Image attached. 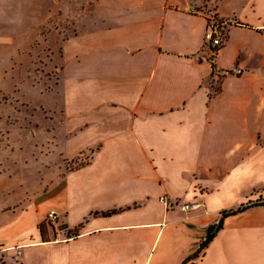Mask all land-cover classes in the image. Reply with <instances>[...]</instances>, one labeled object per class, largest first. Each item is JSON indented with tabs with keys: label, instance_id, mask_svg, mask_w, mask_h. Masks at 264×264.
I'll use <instances>...</instances> for the list:
<instances>
[{
	"label": "crops",
	"instance_id": "0c3cea01",
	"mask_svg": "<svg viewBox=\"0 0 264 264\" xmlns=\"http://www.w3.org/2000/svg\"><path fill=\"white\" fill-rule=\"evenodd\" d=\"M72 2L65 155L93 156L47 200L1 216L0 264H264V206L225 218L190 259L222 212L264 201V0ZM212 14L227 22L217 52Z\"/></svg>",
	"mask_w": 264,
	"mask_h": 264
},
{
	"label": "rangeland",
	"instance_id": "374dc122",
	"mask_svg": "<svg viewBox=\"0 0 264 264\" xmlns=\"http://www.w3.org/2000/svg\"><path fill=\"white\" fill-rule=\"evenodd\" d=\"M80 11L67 0H0V226L11 219L1 216L61 190L93 156L65 155L63 46L80 30Z\"/></svg>",
	"mask_w": 264,
	"mask_h": 264
},
{
	"label": "built area",
	"instance_id": "2783aa9c",
	"mask_svg": "<svg viewBox=\"0 0 264 264\" xmlns=\"http://www.w3.org/2000/svg\"><path fill=\"white\" fill-rule=\"evenodd\" d=\"M226 26H227L226 21L218 20L213 17L210 18L208 21V28H207V31L204 37L206 46H210L213 50H217L218 48H220L224 44L226 37H227ZM161 200L168 203L165 200V198H162ZM175 206L179 207V209L183 212L195 211L200 208V204L197 202H192V203H187V204L177 203ZM47 220L50 223L56 222L57 213L55 211L49 212L47 216Z\"/></svg>",
	"mask_w": 264,
	"mask_h": 264
},
{
	"label": "trees",
	"instance_id": "16d2710c",
	"mask_svg": "<svg viewBox=\"0 0 264 264\" xmlns=\"http://www.w3.org/2000/svg\"><path fill=\"white\" fill-rule=\"evenodd\" d=\"M219 49L217 50H214V51H218ZM254 206H264V201L263 200H260L258 202H255V203H250L248 205H245V206H242L238 209H232V210H228V211H224L222 212V218L217 226V229L215 230V232H213L212 234L208 235L206 240L200 245V248L198 249V251L190 258H198L202 253L203 251L208 247V245L212 242V240L215 238V236L217 235V233L219 231H221L223 229V225H224V220L225 218L229 217V216H233V215H236V214H239V213H242L244 211H246L247 209L251 208V207H254ZM120 212V210H112L110 212H107V213H103L102 215L103 216H110L112 214H115V213H118ZM41 232H42V235L45 234L44 232V226L43 225H40L39 226ZM45 239V237H44Z\"/></svg>",
	"mask_w": 264,
	"mask_h": 264
}]
</instances>
